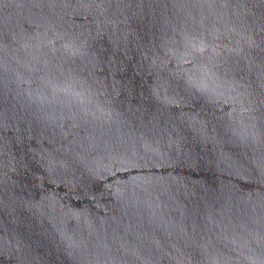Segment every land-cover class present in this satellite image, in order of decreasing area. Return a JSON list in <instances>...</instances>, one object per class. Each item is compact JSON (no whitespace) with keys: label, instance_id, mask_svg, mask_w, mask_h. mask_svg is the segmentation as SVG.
Segmentation results:
<instances>
[{"label":"water","instance_id":"1","mask_svg":"<svg viewBox=\"0 0 264 264\" xmlns=\"http://www.w3.org/2000/svg\"><path fill=\"white\" fill-rule=\"evenodd\" d=\"M0 264H264V0H0Z\"/></svg>","mask_w":264,"mask_h":264}]
</instances>
